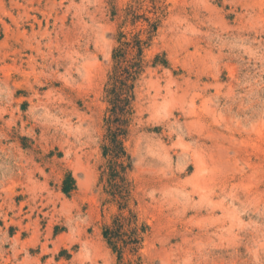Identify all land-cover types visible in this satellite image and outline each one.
Returning <instances> with one entry per match:
<instances>
[{
	"label": "rangeland",
	"instance_id": "rangeland-1",
	"mask_svg": "<svg viewBox=\"0 0 264 264\" xmlns=\"http://www.w3.org/2000/svg\"><path fill=\"white\" fill-rule=\"evenodd\" d=\"M145 18L168 67L136 91L125 263L264 264V0H0V264H118L105 86Z\"/></svg>",
	"mask_w": 264,
	"mask_h": 264
},
{
	"label": "trees",
	"instance_id": "trees-1",
	"mask_svg": "<svg viewBox=\"0 0 264 264\" xmlns=\"http://www.w3.org/2000/svg\"><path fill=\"white\" fill-rule=\"evenodd\" d=\"M128 16L133 17V25L139 20L132 10ZM144 21L147 23L144 31L131 36L124 33L119 35L118 46L112 56V70L105 86L108 109L105 116L103 157L106 164L101 183L106 181L107 193L112 197V202L118 205L119 214L114 217L111 225L104 228L103 237L117 255L118 264H139V259L125 263V256L128 253L135 257L139 253L148 231L147 226H139L138 216L129 209L132 193L127 173L132 169V159L125 142L136 114L137 87L148 69L168 67L165 56L158 55L153 61L147 59V51L152 47L161 22L159 18H145ZM75 189L76 182L69 176L63 192L70 194Z\"/></svg>",
	"mask_w": 264,
	"mask_h": 264
}]
</instances>
